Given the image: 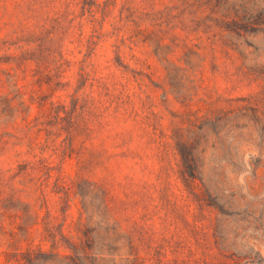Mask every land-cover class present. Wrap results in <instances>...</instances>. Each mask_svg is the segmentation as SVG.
Segmentation results:
<instances>
[{
  "label": "rangeland",
  "instance_id": "374dc122",
  "mask_svg": "<svg viewBox=\"0 0 264 264\" xmlns=\"http://www.w3.org/2000/svg\"><path fill=\"white\" fill-rule=\"evenodd\" d=\"M110 1L112 15L97 24L103 34L124 4L166 10L179 39L164 41L170 64L151 47L139 46L132 60L125 50L124 64L147 74L127 82L131 100L118 114L109 110L102 128L79 138L74 150L52 158L54 177L43 192L20 178L0 186V264L70 255L69 241L87 239L96 228V219L87 224L80 195L89 194V183L107 189L109 217L133 245L124 253L140 263L180 264L188 250H206L217 220L232 236L227 251L264 257V20L247 32L234 25L253 16L254 6L264 12V0ZM112 42H100L94 63L114 57ZM81 58L77 53L75 60ZM166 69L174 70L172 79ZM31 80L19 81L28 104L38 96L67 100L77 89L73 80L66 91L32 87ZM82 94L98 98L90 84ZM38 110L34 104L32 117ZM23 151L9 146L0 167L29 160L16 157ZM24 204L30 205L26 222Z\"/></svg>",
  "mask_w": 264,
  "mask_h": 264
},
{
  "label": "trees",
  "instance_id": "16d2710c",
  "mask_svg": "<svg viewBox=\"0 0 264 264\" xmlns=\"http://www.w3.org/2000/svg\"><path fill=\"white\" fill-rule=\"evenodd\" d=\"M255 7L248 13L253 16L234 21L237 30L247 32L246 29H253L254 25H262L257 19L264 20V12ZM0 12V154L9 146L20 147L25 151L16 152V157L29 159L17 161L7 170L0 167V186L20 178L36 181L37 190L42 191L43 184L54 177L52 158L60 153L66 155L67 151L74 150L79 138L90 137L101 129L109 110L118 114L122 105L131 100V94L125 95L127 82L132 79L142 82L147 77L142 70L124 64L125 50L132 60L139 46L151 47L161 62L170 64L165 54L170 45L164 41L177 27L164 19L166 10L150 13L145 7L124 4L112 18V30L103 34L97 24H104L112 15L110 0L104 3L97 0H0ZM106 38L113 40L114 57L96 64L93 59L98 55L97 48ZM170 40L175 44L179 39L171 35ZM77 53L82 58L75 60ZM73 69L74 77L67 76ZM166 70L172 79L174 70ZM28 78L32 79L29 86L40 89L66 91L72 80L76 81L77 89L67 100L52 101L49 96H38L32 97L28 104L19 85L20 79ZM87 84L95 89L98 98L78 95ZM34 104H38L39 110L38 115L32 117ZM55 181L58 185L59 180ZM88 191L89 194H84L86 192L80 190L83 209L87 224L96 219V228L87 232V239L78 237L79 242L69 241L66 249L70 255H54L49 261L30 258L22 264H143L124 253V249L131 252L133 245L127 244L129 237L120 234V223L109 217L107 189L89 183ZM10 200L12 198L7 202ZM212 205L222 211L219 204L213 202ZM24 207L22 213L26 222L30 218V205L24 204ZM212 238L214 243L206 250H188L180 264H264L260 251L252 250L245 255L227 251L226 243L232 236L225 234L218 220Z\"/></svg>",
  "mask_w": 264,
  "mask_h": 264
}]
</instances>
